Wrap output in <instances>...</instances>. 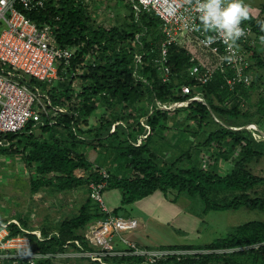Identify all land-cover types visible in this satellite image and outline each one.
<instances>
[{
	"label": "trees",
	"instance_id": "obj_1",
	"mask_svg": "<svg viewBox=\"0 0 264 264\" xmlns=\"http://www.w3.org/2000/svg\"><path fill=\"white\" fill-rule=\"evenodd\" d=\"M122 1L127 12L113 23L95 18L89 7L92 0H47L44 8L26 12L37 25L50 23L59 45L78 47L67 69L81 72L42 89L53 106L67 111L54 115L52 124L42 113V123L30 120L18 132L0 133V154L21 157L30 169L31 192L46 186L67 192L101 179L96 167L105 166L98 161L96 165L92 156L103 150L110 164L105 167L109 171L105 190L115 187L121 195L120 206L112 209L115 215L157 190L198 198L204 213L240 208L264 213V196L254 191L264 185V173L250 169L253 162L264 161V138H255L245 127L255 125L264 131V5L243 20L253 41L245 44L251 49L246 70L250 85L229 90L223 74H215L206 84L190 77L189 68L197 60L191 61L189 51L179 44L168 48L171 73L162 82L154 62L163 39L160 19L141 10L136 0ZM136 54L141 56L139 80L134 76ZM88 59L91 62L85 65ZM16 78L35 84L18 74ZM182 83L191 86V94L181 93ZM196 92L203 101L169 109L156 103L188 101ZM99 109L101 116L91 123ZM172 130L178 135L168 140ZM201 158L209 161L206 166ZM220 158L232 164L230 170L220 171L215 164ZM102 217L98 204L87 196L55 231L42 228L41 241L29 234L31 249L58 253L66 245L76 247L74 240L90 249L84 232ZM18 222L28 229L27 220ZM9 230L11 235L23 233L15 224ZM171 247L230 250L188 256L178 264H264V220L236 225L210 242ZM132 259L139 261L114 260ZM60 263L48 259L37 264Z\"/></svg>",
	"mask_w": 264,
	"mask_h": 264
},
{
	"label": "built area",
	"instance_id": "obj_2",
	"mask_svg": "<svg viewBox=\"0 0 264 264\" xmlns=\"http://www.w3.org/2000/svg\"><path fill=\"white\" fill-rule=\"evenodd\" d=\"M47 0H0V133L18 132L30 120L42 123V113L48 118L49 124L54 122V115L67 111L51 104L47 94L36 83L31 85L25 80L16 78L28 76L29 80L46 83L52 86L55 82L64 81L81 72L79 68L68 71L71 59L77 46H61L56 42V35L50 23L37 25L27 14V11L45 7ZM141 10L152 11L160 19V31L163 39L160 43L154 62L160 72L162 82H167L171 73L168 64V48L179 44L181 38L189 37L213 58L210 62H195L190 66L188 74L198 84H206L217 73L224 75V82L229 90L239 84L249 86L251 77L247 73L250 66L251 49L245 44L251 40V28L241 22L244 35L236 44L229 48L222 39L218 38L211 46H204L202 41L205 34L196 31L200 25L198 0H136ZM214 35V33H208ZM225 57H230L226 60ZM195 59L191 56V61ZM141 56L135 55L134 76L137 77V67ZM9 68V69H7ZM59 70L64 74H60ZM17 73V74H16ZM137 77L136 80H139ZM142 79V78H141ZM144 81V79H143ZM182 94H191V86L182 83L179 86ZM194 100H202L200 92H196L188 101L160 103L164 109L176 106H186ZM256 137V130L246 126ZM260 138V137H258ZM257 138V139H258ZM140 139H138L139 142ZM99 181H90L86 186L88 196L98 204L104 217L97 219L85 230L90 249L84 248L74 240L76 247L65 246L58 253L39 252L31 249L29 234H35L42 240L40 230L22 228L15 219L0 218V264H37L42 260H65L69 257L87 259L99 264H110L108 258L132 257L139 258L135 262L116 264H178L188 256L197 257L200 253H225L229 249H193L175 247L146 248L137 244L128 234L136 230L138 221L132 216L115 215L106 204L103 192L107 186L109 171L96 167ZM17 225L22 234H10V225Z\"/></svg>",
	"mask_w": 264,
	"mask_h": 264
},
{
	"label": "rangeland",
	"instance_id": "obj_3",
	"mask_svg": "<svg viewBox=\"0 0 264 264\" xmlns=\"http://www.w3.org/2000/svg\"><path fill=\"white\" fill-rule=\"evenodd\" d=\"M244 3L248 5L250 10L249 14L253 16L257 14L259 8L264 5V0H244ZM89 7L94 10V16L97 20H110L109 22L111 23L114 22V20L116 21L120 16H124L123 14L127 12L126 2L122 0H92V2L89 3ZM111 13L112 15L109 16ZM90 62L91 60L88 59L85 65ZM25 77L29 79L28 76ZM35 83L41 90L47 87L46 83L36 81ZM79 85L80 83L77 80L74 86L78 89ZM256 97L257 94L254 92L252 94L253 100ZM101 112V109L97 110L90 120L91 123L97 121L98 116H101ZM179 116V118L182 119V115L180 114ZM247 126L255 128L254 130H256L257 138H264V131L262 128L256 127L255 125ZM175 134H177L175 130L168 132V140L173 139ZM105 155L107 154L103 150H100V153H94L92 157L95 160V164L98 165V163H96V161H98L103 163L100 165L105 167L110 165L109 162H107V157H104ZM22 161L19 155L9 156L0 154V218L3 221L25 210L23 209V207H25L23 203L25 204L30 196V169L26 168ZM201 161L202 166H206L209 162L206 158H201ZM215 164H218L217 166L220 171H227L232 167L230 162L224 161L221 158L216 160ZM99 167L103 168L102 166ZM250 169L255 174L262 175L264 173V161L253 162L250 164ZM80 189H84V191L88 193L85 186L80 187ZM110 189L114 188H107L103 192L106 204L108 207H115L114 205L120 206V192L118 191L115 195L112 193L113 195L111 196ZM254 191L257 195L264 196V185L256 187ZM108 196L112 197L109 201L113 199L117 200L118 203H109L107 200ZM36 197L39 201H36L39 208L40 206L47 208V203H43L47 199L41 196ZM76 205H72L71 211L67 210V208H69L67 206L65 209V211H67L66 213L74 212L77 209ZM58 208L59 207H56V210H58ZM51 210L54 212L53 209ZM61 211L60 209V212ZM130 215L139 221V235L143 236V238L145 236L149 243L153 245L152 247H171L173 245L189 243L202 244L226 235L234 226L246 221L264 220V213L246 208H240L236 211L225 210L204 213L202 204L198 198H189L186 196L176 197V193L172 190H167L166 192L157 190L134 203L125 205L123 207V216L127 217ZM28 216L30 215H26L25 217L27 221L30 220ZM40 217L38 221L34 219L29 222L35 224V226H40V224L43 223L39 221L43 220L42 214ZM15 220L19 221V219ZM38 230H40L39 227ZM144 241L147 242L146 240ZM60 262V264H88L84 259L80 262L79 259L77 261V259L73 257H69Z\"/></svg>",
	"mask_w": 264,
	"mask_h": 264
},
{
	"label": "crops",
	"instance_id": "obj_4",
	"mask_svg": "<svg viewBox=\"0 0 264 264\" xmlns=\"http://www.w3.org/2000/svg\"><path fill=\"white\" fill-rule=\"evenodd\" d=\"M107 11H109V10H107ZM111 15H112V13L109 14V16H111ZM101 21L106 22V23H111V22H109L110 20L108 21V20L104 19V20H101ZM179 45H181L184 48H186L189 51V53L191 54V56L195 60H197V62L198 61L199 62H205V61H208V59L211 62L213 60L212 59L213 57L205 49L201 48L194 40H192L189 37L181 38L180 42H179ZM113 188L114 189H110V191H111L110 195L111 196L113 195L112 193H114V195H115L119 191L118 188H115V187H113ZM36 196L45 197V199H47V200H45L43 202L44 204H45V202L47 203V205H46L47 208H44V207H41V206L39 208V205L36 202V201H38V198ZM87 196H88V193H86L84 191V189H80V187L76 188V189H73V190H70V191H67V192H64V191L62 192V191H56L52 186H46L43 189H41L40 191H38V192H31L30 191L29 199H27V202H25V204L23 203V205L25 206V207H23V209H25L27 211L23 210L18 215H12L11 217H9V218H7L5 220H8V219H19V218L25 219L26 215H30V216H28L30 218L29 221H32L34 219H37V221H38L40 215L42 214V219L43 220H39V221H40V223H42V222L43 223L40 224V226L39 225L35 226V224L30 223L29 221H27L28 226H30V228L28 227V229H31V231H32V229L33 230H35V229L38 230V227H39L40 230L42 228H46L47 230L55 231L58 222L64 216L70 214V213H66L67 212V211H65L66 207L68 206L69 208H67V210L71 211L72 205L73 206L76 205V204H77L76 206H78V204L80 205V203ZM110 198H112V197H109V196L107 197V200H108L109 203H111V204L118 203L117 200H113V199L111 201H109ZM119 201L121 202V197H120ZM114 206L115 207H109V208L113 209V208L118 207L116 205H114ZM34 207H36L37 209L34 208ZM56 207H59L58 210H56ZM51 209H53L54 212H52ZM60 209L62 210L61 212H60ZM55 212H56L57 215L55 214ZM37 214H38V216H37ZM120 215H123V214H120ZM138 226H139V224H138ZM139 234H140V232H139L138 227H137L136 230H134L133 232L129 233L128 236L132 240H134L137 244L142 246V247L155 248V247H152L153 245L149 243V241L147 240V238L145 236L143 238V236H140ZM144 240H146L147 242H145ZM189 244H194V243H189ZM76 259H77V261L79 259V261L81 262V260H83L84 258L83 259L76 258ZM114 259L115 258L109 259L108 262L110 264H116V263H121L122 262V261H118V260H114ZM84 260H86V262L88 264H96V263H92V261H89L87 259H84ZM126 261L135 262L134 259L126 260ZM126 261H123V262H126Z\"/></svg>",
	"mask_w": 264,
	"mask_h": 264
},
{
	"label": "clouds",
	"instance_id": "obj_5",
	"mask_svg": "<svg viewBox=\"0 0 264 264\" xmlns=\"http://www.w3.org/2000/svg\"><path fill=\"white\" fill-rule=\"evenodd\" d=\"M200 25L196 31H202L205 38L204 46H211L220 38L232 48L237 40L244 35L241 22L249 18V7L244 0H198ZM214 33V35H208ZM226 60L230 57H225Z\"/></svg>",
	"mask_w": 264,
	"mask_h": 264
}]
</instances>
